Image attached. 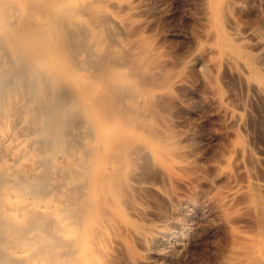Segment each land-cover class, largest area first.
<instances>
[{
  "label": "bare ground",
  "instance_id": "6f19581e",
  "mask_svg": "<svg viewBox=\"0 0 264 264\" xmlns=\"http://www.w3.org/2000/svg\"><path fill=\"white\" fill-rule=\"evenodd\" d=\"M172 2L177 47L150 0H0V264H142L191 243L188 210L204 264H264V156L238 132L264 109V0ZM196 100L235 126L210 160L172 124Z\"/></svg>",
  "mask_w": 264,
  "mask_h": 264
},
{
  "label": "rangeland",
  "instance_id": "374dc122",
  "mask_svg": "<svg viewBox=\"0 0 264 264\" xmlns=\"http://www.w3.org/2000/svg\"><path fill=\"white\" fill-rule=\"evenodd\" d=\"M155 1L150 0V2L154 4V5L152 4L151 5L154 6L157 9V11L160 10L159 12L156 11L157 13L155 16L160 15L159 16L160 18L159 17L157 18L161 22L162 25L160 24L157 25L158 20L156 19L157 22L154 21V26L158 27L156 28L158 30H155V28L153 30L152 28L154 26L151 27V30H149L150 28L148 30L151 32V35L152 34L154 35L152 36V38L154 37L153 39L157 38L155 42L158 41L157 43L159 44L162 43V44L168 45L167 43L169 44L173 43V39H176V38H178V40L180 39L178 37L179 32L183 33L182 30H184L185 27L182 22V17H181L182 13H180L179 10L177 11V9H175V6L173 5V2H172L173 0H159V1L155 0ZM157 4L160 6L158 7ZM169 10L170 12H168ZM163 13L164 14L167 13L169 15L167 16V14L164 15ZM161 17L165 19L163 18L161 19ZM148 30H146V33H148L149 35L150 32ZM170 40H172L171 43L169 42ZM178 40L177 39L176 41L174 40V42L176 43L175 47L179 45ZM226 80H230V79H226ZM226 80L225 82L227 83ZM231 81L232 80H230V82ZM228 83L227 85H229ZM231 83L232 84L229 85L230 87L232 85H236L234 81ZM232 87L234 88L235 93L236 91L238 94L242 92V90L239 88L238 85L232 86ZM237 93L236 95L238 97L240 94L238 95ZM241 94L243 95V93ZM242 95H240V97H242ZM249 98L250 100L254 99L252 96H250ZM254 100H253V103L250 109L251 114L246 119L247 124L246 126L239 127L238 132L245 139L246 143L252 148V150L257 155L264 156V109L262 108V105L259 102H256ZM196 101L191 103V105L193 106H190L191 109L196 108V110L195 109H194L195 111L193 110L194 113L193 111L191 112L189 118L186 121H184L183 123L181 122L182 125L180 124L179 121H176L177 119L175 116H171L173 120L171 118L170 122L171 123L172 121L177 122V123L176 122L172 123L174 124L175 127L176 126L178 127V128L176 127L177 130L181 131L182 129L183 131L185 130L184 132L187 131L186 133L189 137H188V140L185 142L186 145H192L193 147L196 146L198 148L197 152L201 156L205 157L206 160H210L213 158L216 149H218L220 146L221 148L224 147L227 141H231L234 139L235 135L233 134V132H234L235 126H233L232 124L225 125L223 120L220 121L219 118L217 120V123L215 124L212 123L211 121H207V118H210L209 115H211V112L202 103H200V101L198 100ZM194 105L196 106L194 107ZM197 108H200V113L198 112ZM218 136H221L222 138L220 141H217ZM191 214L192 213L189 210L182 214L183 217L185 218V220L184 218L183 220L185 222L184 224L187 229L186 235L188 236L189 234L188 237H189V240L191 239V243H189L187 246L183 245L184 246L183 247L182 240L173 239L171 241V246H172L171 248L169 246L168 247L159 246L161 248L156 246V247H153L149 252L143 249H140L139 248L140 246H139L137 247V250L141 253V256H143V260H144L142 264H204L201 254H200L201 252L199 251V247L196 245L198 241V237L194 235L193 233H191L192 231L190 232V228L192 226L191 225L192 222L189 221L191 220V217H192ZM187 215H189L187 217L188 220L186 219ZM185 242L186 241L184 240V243ZM208 245H211V244L208 242Z\"/></svg>",
  "mask_w": 264,
  "mask_h": 264
}]
</instances>
